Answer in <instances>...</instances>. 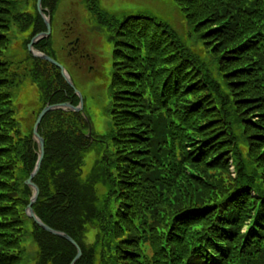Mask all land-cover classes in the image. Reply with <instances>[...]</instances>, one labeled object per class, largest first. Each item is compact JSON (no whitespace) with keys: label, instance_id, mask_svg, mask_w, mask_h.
I'll return each mask as SVG.
<instances>
[{"label":"trees","instance_id":"16d2710c","mask_svg":"<svg viewBox=\"0 0 264 264\" xmlns=\"http://www.w3.org/2000/svg\"><path fill=\"white\" fill-rule=\"evenodd\" d=\"M173 1L200 52L146 13L81 0L113 47L112 128L98 146L78 113H46L32 205L77 243L73 264H264V0ZM58 2L41 1L50 24ZM45 30L36 0H0V264H22L28 239L33 264L76 253L25 212L38 146L15 117L16 89L25 78L37 87L35 119L47 104L77 105L59 69L27 50ZM14 37L21 61L8 52ZM50 37L33 48L56 60ZM68 42L66 61L80 67L90 55Z\"/></svg>","mask_w":264,"mask_h":264},{"label":"rangeland","instance_id":"374dc122","mask_svg":"<svg viewBox=\"0 0 264 264\" xmlns=\"http://www.w3.org/2000/svg\"><path fill=\"white\" fill-rule=\"evenodd\" d=\"M100 4L110 12H143L156 20L164 21L177 32L183 43L189 45L193 51H201L200 43L189 34L185 21L173 0H100ZM23 7L25 8V5ZM89 15L81 0H59L50 24V38L56 52L55 61L60 63L68 73L72 85L70 88L77 98L76 107H79V111L76 113L82 117V122L87 124V131L90 130L91 138H100L101 143L97 145L103 146L112 128L108 109L111 101L109 85L113 47L108 40V31L97 27L96 21L94 20V23ZM76 36L90 55L87 60H82L83 64H80V67L74 63L73 58L66 61V43L73 42ZM19 41L21 39L14 37L12 46L8 50L9 54L13 52L11 54L14 56L13 61H21L24 57L23 53L19 52L21 50ZM10 71L23 73L24 68L19 67L15 70L13 65ZM37 96L38 89L28 78H25L16 89L12 107L22 132L29 131L33 126L35 117L31 116V113L38 107ZM94 157L95 149H92L84 160L83 174L88 172ZM230 171L233 172V167H230ZM87 241H92L91 233ZM31 246L32 242L28 239V248L22 249V264H33L34 248Z\"/></svg>","mask_w":264,"mask_h":264},{"label":"water","instance_id":"95a60500","mask_svg":"<svg viewBox=\"0 0 264 264\" xmlns=\"http://www.w3.org/2000/svg\"><path fill=\"white\" fill-rule=\"evenodd\" d=\"M41 1L42 0H36V10L37 13L39 14V16L41 17L46 30L44 32H40L38 34H36L35 36H33L29 43L27 44V50L30 53V55L33 58H38L41 60H44L52 65H54L55 67H57L59 69L60 75L62 76V78L64 79V81L66 82L67 85H69V87H72L71 82H70V78L68 73L66 72V70L64 69V67L56 62L54 59H52L51 57L45 55L44 53H41L39 51H36L33 46L34 44H36L39 40L41 39H46L51 32V25H50V18L44 14V11L41 7ZM53 110H62V111H73V112H77L79 111V107L73 106L68 102H64V103H58V104H47L45 105L40 112L38 113L33 126H32V138L34 140V142H36L37 146H38V153H37V160L35 162V165L33 167V170L31 171V173L29 174L28 178L25 180V184L30 188L31 190V196L29 199V202L27 204L26 207V215L27 217H29L30 219L33 220V222L38 225L40 228H42L44 231L50 233L51 235L60 237L64 240H66L68 243H70L74 249H76V253L74 255V257L72 258L71 262L69 264H73L75 262V260L80 256L81 254V249L79 248V246L77 245V243L70 237L68 236L66 233H63L61 231H56L52 228H50L49 226L45 225L34 213L33 209H32V205L35 203L38 194H39V190L38 187L36 186V184L33 182V178L35 177V175L37 174L42 158H43V154H44V143H43V139L41 138V136L38 134L37 129L38 126L40 124L41 119L43 118V116ZM87 137L91 138L90 135V130L88 129L87 131Z\"/></svg>","mask_w":264,"mask_h":264},{"label":"flooded vegetation","instance_id":"af4514ba","mask_svg":"<svg viewBox=\"0 0 264 264\" xmlns=\"http://www.w3.org/2000/svg\"><path fill=\"white\" fill-rule=\"evenodd\" d=\"M75 59L79 60L77 55L75 56Z\"/></svg>","mask_w":264,"mask_h":264}]
</instances>
